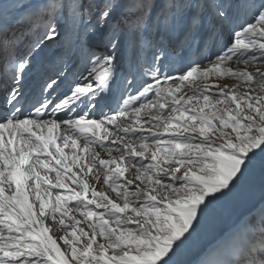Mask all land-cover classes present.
I'll use <instances>...</instances> for the list:
<instances>
[{"label":"snow or ice","instance_id":"6c2138e0","mask_svg":"<svg viewBox=\"0 0 264 264\" xmlns=\"http://www.w3.org/2000/svg\"><path fill=\"white\" fill-rule=\"evenodd\" d=\"M135 7L0 0V264H175L254 172L264 190V0H187L143 74ZM44 49L60 66L29 96ZM236 264H264V227Z\"/></svg>","mask_w":264,"mask_h":264},{"label":"rangeland","instance_id":"374dc122","mask_svg":"<svg viewBox=\"0 0 264 264\" xmlns=\"http://www.w3.org/2000/svg\"><path fill=\"white\" fill-rule=\"evenodd\" d=\"M159 1L152 0V3L148 4V8L154 9ZM145 3L147 0H140L136 6L140 10L136 7L132 10L137 17L142 18L148 24L149 19L144 12L147 10L139 7ZM171 3H176V0H171ZM152 4L155 6L153 7ZM156 9L157 7L152 11L155 13ZM188 56L191 58L193 55ZM263 197L264 190H262L257 171L253 173L238 193L209 211L197 232L175 258V264H193L198 256L200 258L196 264H236L248 254L251 245L258 248L261 229L264 225L261 223L263 212L261 210L256 211L255 208ZM260 206L263 208L264 203H261ZM245 214L247 215L245 216ZM252 216L257 217V223L261 227L258 233H250L251 230L246 229L249 223L245 218L249 219ZM241 218L242 220L238 221ZM226 228L232 230L230 236L222 244L208 248L213 239Z\"/></svg>","mask_w":264,"mask_h":264},{"label":"trees","instance_id":"16d2710c","mask_svg":"<svg viewBox=\"0 0 264 264\" xmlns=\"http://www.w3.org/2000/svg\"><path fill=\"white\" fill-rule=\"evenodd\" d=\"M254 216H252V217H250L249 219H252ZM248 219V220H249ZM258 222V219L256 218V217H254V220H253V222L252 223H249V228H251L253 231H255V232H259V230L261 229V227L259 226V224L257 223Z\"/></svg>","mask_w":264,"mask_h":264},{"label":"bare ground","instance_id":"6f19581e","mask_svg":"<svg viewBox=\"0 0 264 264\" xmlns=\"http://www.w3.org/2000/svg\"><path fill=\"white\" fill-rule=\"evenodd\" d=\"M138 1H140V0H138ZM177 1H184V0H177ZM131 4H133V5H136V3H135V2H132ZM191 58H192V59H194V57H193V56H191Z\"/></svg>","mask_w":264,"mask_h":264}]
</instances>
